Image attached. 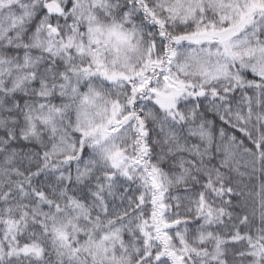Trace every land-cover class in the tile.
Listing matches in <instances>:
<instances>
[{
    "label": "snow or ice",
    "instance_id": "1",
    "mask_svg": "<svg viewBox=\"0 0 264 264\" xmlns=\"http://www.w3.org/2000/svg\"><path fill=\"white\" fill-rule=\"evenodd\" d=\"M0 264H264V0H0Z\"/></svg>",
    "mask_w": 264,
    "mask_h": 264
}]
</instances>
